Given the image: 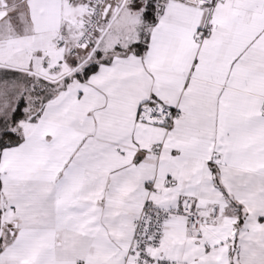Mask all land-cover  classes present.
<instances>
[{"label": "snow or ice", "instance_id": "snow-or-ice-1", "mask_svg": "<svg viewBox=\"0 0 264 264\" xmlns=\"http://www.w3.org/2000/svg\"><path fill=\"white\" fill-rule=\"evenodd\" d=\"M0 264H264V0H0Z\"/></svg>", "mask_w": 264, "mask_h": 264}]
</instances>
